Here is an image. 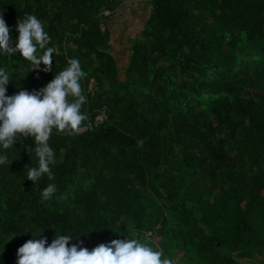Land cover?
Masks as SVG:
<instances>
[{"label":"trees","instance_id":"obj_1","mask_svg":"<svg viewBox=\"0 0 264 264\" xmlns=\"http://www.w3.org/2000/svg\"><path fill=\"white\" fill-rule=\"evenodd\" d=\"M112 1L0 0L13 40L25 14L44 24L48 47L66 40L53 53L51 72L0 53L10 76L6 94L39 90L78 59L88 116L81 127L100 109L107 114L86 131L53 129L54 180H27L28 168L38 165L32 137L0 146L7 158L0 164V250L11 249L0 264H16L18 248L31 238L50 244L55 234L69 235V246L82 242L91 250L144 228V201L159 177L185 255L201 264H238L232 253L248 248L243 258L257 255L264 248V0H152L124 80L107 51L109 33L95 19ZM247 83L258 86L251 96L244 95ZM236 162L256 171L240 175ZM161 166L175 173L160 176ZM50 183L56 191L44 200Z\"/></svg>","mask_w":264,"mask_h":264},{"label":"clouds","instance_id":"obj_2","mask_svg":"<svg viewBox=\"0 0 264 264\" xmlns=\"http://www.w3.org/2000/svg\"><path fill=\"white\" fill-rule=\"evenodd\" d=\"M15 30L18 36L13 40L12 30L0 14V53L19 54L31 62L32 70H39L43 64V71L51 72L55 49L48 47L50 37L41 20L33 14H25L18 19ZM85 75L79 60L69 59L67 66L39 90L21 89L9 96L6 86L10 76L0 68V146L8 149L21 138H33L35 148L30 150L38 158V165L29 167L26 174L32 183L44 175L49 180L55 179L50 165L57 161L48 143L53 129L59 133H78L88 119L81 111L86 96L80 80ZM6 162L7 158L0 156V164ZM55 191V184H48L41 193L42 198L49 199ZM72 240L69 235L59 234H55L50 244L46 237L28 239L17 250L16 264H174L173 259L165 257L163 251L152 247L147 239H114L91 250L82 247V242L69 246Z\"/></svg>","mask_w":264,"mask_h":264},{"label":"rangeland","instance_id":"obj_3","mask_svg":"<svg viewBox=\"0 0 264 264\" xmlns=\"http://www.w3.org/2000/svg\"><path fill=\"white\" fill-rule=\"evenodd\" d=\"M151 1L152 0H149L147 6H144V9L139 12V16L142 17V20L137 34H133L132 36L127 34L128 36L125 42H123V40H125L124 37L121 40L117 39V42H111L110 35L108 37L107 51L115 61L120 80L125 79L124 71L128 65L131 46L135 41H138L141 38L142 33L145 29V25L148 21L151 9ZM120 2L121 0L110 2L109 5L101 9L96 15L95 19L98 21L99 27L102 31L106 30L109 33L108 20L112 16V13L114 11L120 9V6L118 5ZM106 11H110L109 16L104 15ZM124 36L126 37V34ZM65 42L66 40L63 38L54 39L52 43L53 48L55 50H60L61 48L63 49L65 46ZM257 87L258 86H249L247 83V85L244 87V95L251 96L252 94H254ZM95 88L96 82L93 77H90V82L87 86L86 92L92 93L94 92ZM224 133L225 132H223L222 134H217V139L224 137ZM226 150L232 156H235L234 151L229 152L231 149L227 147ZM173 159L175 162H178L180 159V154L178 152H175ZM236 165L237 166L235 170L238 174L243 176H250L256 171V168L250 167L247 163L242 164L236 162ZM176 166L177 165L175 164L174 167ZM260 166L263 167V163H261ZM157 172L158 174H160V176H167L175 173L174 171H172V169L167 170L165 166H161L160 168H158ZM159 180L160 182L156 181L155 184L150 187L151 189H149L147 197L144 201V206L146 209L145 227L142 229L129 228L128 233L123 239H126L128 237L144 241L145 239H147L145 237H149L150 240H148V242L151 244V246L155 249H161L164 252L165 257L173 259L174 264H201V260L196 259L191 255H185L184 252L180 249L177 239L173 237L175 235L181 236L182 232H180V228L176 225L175 221L167 212V201L165 200V193L161 184L162 181L160 177ZM163 221L164 223H162ZM149 227H151V231H147V228ZM160 231H162V234L159 233ZM17 239V237H13L9 241H7V244H12ZM248 249L241 251L238 250L232 253V256L235 258L238 264H264V248L259 249L257 251V255H253V257L248 256L247 258H243L242 255H248ZM8 250H11L10 247H4L2 248V250H0V254H6L8 253Z\"/></svg>","mask_w":264,"mask_h":264},{"label":"crops","instance_id":"obj_4","mask_svg":"<svg viewBox=\"0 0 264 264\" xmlns=\"http://www.w3.org/2000/svg\"><path fill=\"white\" fill-rule=\"evenodd\" d=\"M149 0H121L118 4L119 10L112 13L108 22V31L111 42L121 40L123 37L126 41L128 35L138 33V28L141 24L142 17L139 12L147 6ZM135 27V28H134ZM126 34V37L124 36ZM128 34V35H127Z\"/></svg>","mask_w":264,"mask_h":264},{"label":"built area","instance_id":"obj_5","mask_svg":"<svg viewBox=\"0 0 264 264\" xmlns=\"http://www.w3.org/2000/svg\"><path fill=\"white\" fill-rule=\"evenodd\" d=\"M104 15L105 16H109L110 15V11H106L104 13ZM106 120H107L106 110L104 108H102V109H100L97 112V114L92 119V121H90L86 126H83V127L80 128V131H86L88 129L96 128L97 126H99L100 124L105 122Z\"/></svg>","mask_w":264,"mask_h":264}]
</instances>
